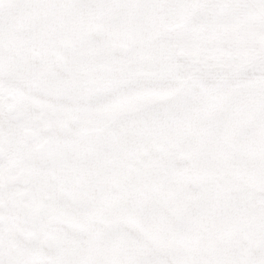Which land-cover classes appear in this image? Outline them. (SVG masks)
Listing matches in <instances>:
<instances>
[{
  "label": "snow or ice",
  "instance_id": "6c2138e0",
  "mask_svg": "<svg viewBox=\"0 0 264 264\" xmlns=\"http://www.w3.org/2000/svg\"><path fill=\"white\" fill-rule=\"evenodd\" d=\"M0 264H264V0H0Z\"/></svg>",
  "mask_w": 264,
  "mask_h": 264
}]
</instances>
